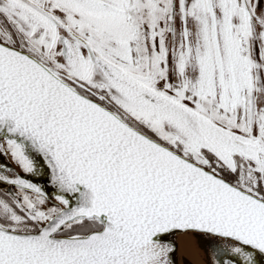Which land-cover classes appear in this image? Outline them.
I'll list each match as a JSON object with an SVG mask.
<instances>
[{
  "label": "snow or ice",
  "instance_id": "snow-or-ice-1",
  "mask_svg": "<svg viewBox=\"0 0 264 264\" xmlns=\"http://www.w3.org/2000/svg\"><path fill=\"white\" fill-rule=\"evenodd\" d=\"M177 237L264 264V0H0V264Z\"/></svg>",
  "mask_w": 264,
  "mask_h": 264
},
{
  "label": "bare ground",
  "instance_id": "bare-ground-1",
  "mask_svg": "<svg viewBox=\"0 0 264 264\" xmlns=\"http://www.w3.org/2000/svg\"><path fill=\"white\" fill-rule=\"evenodd\" d=\"M179 244V261L180 264H204L207 260V255L202 249H197L196 254H192L190 251L186 250L185 238H176ZM196 242L193 241V244Z\"/></svg>",
  "mask_w": 264,
  "mask_h": 264
},
{
  "label": "water",
  "instance_id": "water-1",
  "mask_svg": "<svg viewBox=\"0 0 264 264\" xmlns=\"http://www.w3.org/2000/svg\"><path fill=\"white\" fill-rule=\"evenodd\" d=\"M203 250V249H202ZM204 251V250H203ZM204 253L207 255L206 251H204ZM178 261H179V253H178Z\"/></svg>",
  "mask_w": 264,
  "mask_h": 264
}]
</instances>
